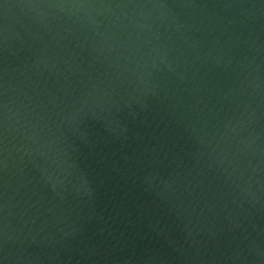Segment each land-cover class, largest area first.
I'll use <instances>...</instances> for the list:
<instances>
[{"label": "water", "instance_id": "95a60500", "mask_svg": "<svg viewBox=\"0 0 264 264\" xmlns=\"http://www.w3.org/2000/svg\"><path fill=\"white\" fill-rule=\"evenodd\" d=\"M0 264H264V0H0Z\"/></svg>", "mask_w": 264, "mask_h": 264}]
</instances>
